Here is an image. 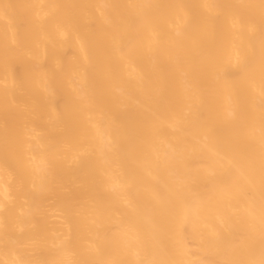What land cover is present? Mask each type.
Instances as JSON below:
<instances>
[{
	"label": "bare ground",
	"instance_id": "1",
	"mask_svg": "<svg viewBox=\"0 0 264 264\" xmlns=\"http://www.w3.org/2000/svg\"><path fill=\"white\" fill-rule=\"evenodd\" d=\"M0 264H264V0H0Z\"/></svg>",
	"mask_w": 264,
	"mask_h": 264
}]
</instances>
